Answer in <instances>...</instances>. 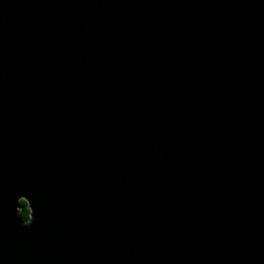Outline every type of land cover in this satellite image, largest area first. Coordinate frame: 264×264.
Instances as JSON below:
<instances>
[{"label": "water", "instance_id": "water-1", "mask_svg": "<svg viewBox=\"0 0 264 264\" xmlns=\"http://www.w3.org/2000/svg\"><path fill=\"white\" fill-rule=\"evenodd\" d=\"M0 264H264V0H0Z\"/></svg>", "mask_w": 264, "mask_h": 264}, {"label": "trees", "instance_id": "trees-1", "mask_svg": "<svg viewBox=\"0 0 264 264\" xmlns=\"http://www.w3.org/2000/svg\"><path fill=\"white\" fill-rule=\"evenodd\" d=\"M21 204L23 205V209L20 212L21 213V216H22V218H23L24 221H28L30 211H29V209L27 207L26 202L21 201Z\"/></svg>", "mask_w": 264, "mask_h": 264}, {"label": "clouds", "instance_id": "clouds-1", "mask_svg": "<svg viewBox=\"0 0 264 264\" xmlns=\"http://www.w3.org/2000/svg\"><path fill=\"white\" fill-rule=\"evenodd\" d=\"M27 223V222H26Z\"/></svg>", "mask_w": 264, "mask_h": 264}]
</instances>
